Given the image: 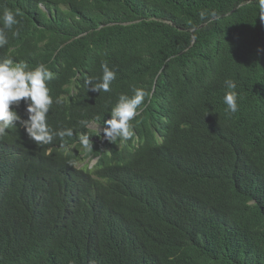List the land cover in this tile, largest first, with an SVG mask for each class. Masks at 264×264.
Listing matches in <instances>:
<instances>
[{
    "label": "trees",
    "instance_id": "16d2710c",
    "mask_svg": "<svg viewBox=\"0 0 264 264\" xmlns=\"http://www.w3.org/2000/svg\"><path fill=\"white\" fill-rule=\"evenodd\" d=\"M4 1L19 24L0 54L19 45L31 52L29 66L46 65L55 74L53 100L67 94L66 85L86 88L103 63L116 70L110 92L62 100L50 119L62 128L63 118L103 123L120 94L143 88L149 95L131 123L138 148L119 150L93 133L96 155L104 151V165L108 155L121 166L130 162L129 173H157L161 186L179 193L154 228L114 210L102 224L85 222L78 215L94 200L85 194L80 203V192L75 207L56 215L32 211L4 223L0 211V264H188L187 257L192 264H264V25L255 3L0 0V14ZM226 79L237 84L234 114L225 112Z\"/></svg>",
    "mask_w": 264,
    "mask_h": 264
},
{
    "label": "clouds",
    "instance_id": "9594fccd",
    "mask_svg": "<svg viewBox=\"0 0 264 264\" xmlns=\"http://www.w3.org/2000/svg\"><path fill=\"white\" fill-rule=\"evenodd\" d=\"M245 2L255 3L257 19L264 25V0ZM37 6L46 12L43 3ZM6 7L9 6L4 1L0 14V48L9 43L6 33L19 24L16 13ZM200 15L203 18L205 13ZM211 15L215 17L216 13ZM12 35L19 36V30L12 31ZM30 55L31 52L19 45L11 47L6 57L0 54V211L4 223L22 219L32 211L56 215L65 205L75 207L76 193L80 192V203L85 194L94 200L84 204L83 214L78 215L85 222L102 224L114 210L124 221L147 219L154 228L167 210L163 209L164 204L179 190L161 186L157 181L161 175L157 173H129L126 167L130 162L121 166L115 156L108 155V165L100 164L104 151L96 155L100 143L92 138L95 133L109 144L118 142L119 150L125 146L137 149L140 139L131 123L140 115L149 94L143 88L133 87L132 95H119L103 123L89 118L73 124L63 118L62 128L50 119L51 107L62 100L78 103L83 95L94 100L93 93L110 92L116 70L103 63L102 75L85 80L86 88L66 85L63 90L67 94L55 96L53 100L48 83L53 82L55 74L44 64L29 66ZM224 84L228 89L223 97L225 112L234 114L239 110L237 84L231 79H226ZM21 103L23 110L19 109ZM50 125H56L58 130ZM5 175L10 179H5ZM163 225L171 226L172 221ZM128 234L122 231L120 235L124 240ZM187 258L188 264L197 262Z\"/></svg>",
    "mask_w": 264,
    "mask_h": 264
},
{
    "label": "rangeland",
    "instance_id": "374dc122",
    "mask_svg": "<svg viewBox=\"0 0 264 264\" xmlns=\"http://www.w3.org/2000/svg\"><path fill=\"white\" fill-rule=\"evenodd\" d=\"M91 129L97 130V127L96 126H91Z\"/></svg>",
    "mask_w": 264,
    "mask_h": 264
}]
</instances>
